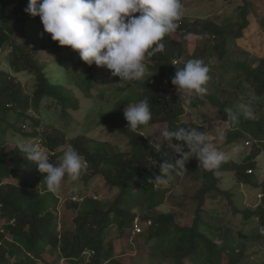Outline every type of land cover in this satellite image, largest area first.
<instances>
[{"label": "trees", "instance_id": "1", "mask_svg": "<svg viewBox=\"0 0 264 264\" xmlns=\"http://www.w3.org/2000/svg\"><path fill=\"white\" fill-rule=\"evenodd\" d=\"M233 1L227 0L228 3ZM28 2L0 0V53L7 46L11 48L7 59L0 63V121L13 132L17 130L24 136L42 135V147L52 153L50 163L67 146L75 148L85 158L88 167L80 180L71 181L72 186L83 180L88 181L90 175L100 174L107 186L117 189V193L105 206L93 196H82L75 188V200H71L66 207L77 211L74 217L77 228L72 231L63 224L61 229H64L58 231V221L53 211L58 197L49 192L43 182L47 174L40 173L31 162H27L18 148L7 151L5 139L0 137V223L4 218L8 220L0 224V264H44L48 261L45 253L58 247L59 256L72 264L85 261L87 252H92L89 264H102L114 255V242L105 240L112 225H116L121 236L124 235L127 228H133V220L137 216L134 208L139 206L147 210L141 219L137 217L143 229L146 222L151 224L149 237L147 233L142 236L147 241L157 238L153 252L164 259L171 258L170 264H187L188 260L192 264H224L223 260L227 264H244L246 259H251L250 264H254L256 259L252 256L264 254L263 247L255 245L258 248H248L247 238L241 237L239 231H233L234 226L229 225L226 218L221 220L223 225L214 227L210 223L211 213L204 208V204L207 195L212 193L231 198V192L222 186L225 184L222 175L228 171L233 172L239 184L258 188L261 195L264 194V180L259 182L261 169L258 161L264 153V116L261 108L255 110L259 114L255 115L254 120L242 118L236 128L225 124L227 117L224 111L228 107L235 109L241 103L254 106L241 99L243 96L250 97V94L258 100L260 107H264V51L259 42L260 37H253L251 32L255 26L262 28L258 30L260 33L264 32V0H242L239 19L226 18L220 21L211 14L189 20L183 15L178 29L164 38V51L146 60L147 74L143 81H123L124 85H119L111 92L106 85L108 77L102 78L105 85L102 91L108 95L110 103L119 94H122L121 105L124 101L133 104L148 99L152 111L149 127L165 126L170 130L197 128L205 132L219 150H234L238 147L241 154L245 151L247 138H252L251 151L240 161L228 158L219 169L208 171L199 167L198 160L193 157L185 165L186 173H173L169 182L182 179L189 185L188 190L193 191L190 201L195 220L191 226L179 224L173 212L156 211L165 192L163 184L154 178L160 174L158 164L167 159L168 154L164 146L157 147L144 134L148 126L133 132L127 128V121L126 124H119L121 114L112 108L103 124L123 133L128 143L127 149L116 148V151H112L103 141L93 142L94 139L86 134L73 136L55 123H45L43 110H47L48 106L45 100L58 102L60 115L67 122L71 119L70 110L78 111L80 104L75 97V87L54 83L45 71L46 64H42L38 58V50L45 48L42 39L46 40V37L41 35L39 38L42 39H39L28 35V24L40 19L25 12ZM191 34L202 39L192 53L187 49ZM76 58L78 66L73 69L75 77L72 84L84 94L92 96L94 83L100 73L98 70L105 69L107 75L111 72L94 63L88 65L80 59L78 52ZM184 58L186 61L198 58L210 66L206 95L196 97L191 102H187L171 83L176 68L185 63ZM22 72L34 75L36 82L33 90L28 88V83L18 78ZM205 98L216 108L213 123L218 122L220 125L214 131H209V127L198 121L181 122L186 104L200 108L205 104ZM16 121L30 124L29 131L19 127ZM43 124H52V128L41 131ZM64 126H68V123ZM219 134L224 137L222 141L218 140ZM173 143L178 141L173 140ZM240 145H244L241 150ZM217 173L222 175L217 176ZM8 178L17 179L18 183L8 182ZM81 196L84 197L82 201ZM186 203L185 199L180 200V204ZM252 214L260 220L257 233L259 240L264 237L260 232V228L264 227V203H260L255 211L245 209L243 224L248 222ZM48 244L50 249H47ZM260 262L264 264L263 260Z\"/></svg>", "mask_w": 264, "mask_h": 264}, {"label": "rangeland", "instance_id": "2", "mask_svg": "<svg viewBox=\"0 0 264 264\" xmlns=\"http://www.w3.org/2000/svg\"><path fill=\"white\" fill-rule=\"evenodd\" d=\"M184 5V15L187 16V19L193 20L198 17H207L213 14L214 19H218L220 21L226 18H234L239 19L241 17L239 11V7L242 5V0H234L231 3H228L227 0H182ZM215 11H217L215 13ZM227 20V19H226ZM27 33L28 35H33L34 37L39 38L41 35L46 37L42 39V42L45 44V48L42 47L38 50V58L41 60L42 64H46L45 71L51 80L57 84V82H61L62 84H67L74 88L75 97L78 99L80 108L78 111H71V119L70 122H67L66 119L62 118L60 104L52 99L45 100V104L48 105L47 110H43V116L45 123L51 122L52 124L55 123L58 127L64 128L68 133L73 136L86 134L93 138V142L95 140L103 141L112 151L116 148L127 149V138L126 136L113 129L107 124L104 123L105 116L112 111L113 109H117L121 116L118 119L119 124H126V119L124 117V109L127 106L128 101H124L121 105L120 101L122 98V94H119L116 97H113L112 102H108V95L104 93L103 87L105 85L102 82L103 77H108V84L107 87L111 89V92L115 91L119 85H124L123 81H120V78L114 77L111 74L107 75L106 70L101 68L102 70H98L100 73L97 76V79L94 83L92 89V96L88 94H84L72 84V79L75 77V69L78 66V62L76 61V52L73 51L70 47L67 46H60L57 41H53L51 39V35L44 32L43 25L40 19L32 21L27 26ZM254 30L251 32L254 34L253 37L259 36L261 41L260 45L264 51V32L260 33L258 30H262V28L255 26L253 27ZM188 51L190 53L194 52L196 46H198L199 41L202 39H198V36L195 34L189 35L188 38ZM41 41V40H40ZM22 42V41H21ZM11 48L9 46L5 47L2 52L0 53V63L6 60V55L10 52ZM186 61V59L184 58ZM97 71V70H96ZM79 72V71H78ZM22 72L18 74V78L28 83V88L33 90V85L35 84L36 80L34 75L30 73ZM98 73V72H97ZM147 74V73H146ZM125 82V81H124ZM226 88V87H224ZM229 88V87H228ZM226 88V89H228ZM102 91V92H101ZM117 92V91H116ZM99 93V94H97ZM187 102H191L192 99L196 97H188L183 96ZM243 102H248L254 106H251L255 115L259 114V111H255L256 109L261 108V112L264 116V107H260L258 104V100H255L253 96L247 97L243 96ZM247 97V98H245ZM206 102L205 104L198 108V107H191L186 104V110L184 115L181 116V122L186 123L190 121H198L200 124H204V126L209 127V131L217 130L218 125L220 123H213V117L216 112L215 106L208 101L206 98L204 99ZM260 112V113H261ZM11 122L14 121L13 118H8ZM68 123V126H64ZM16 124L19 127H22L23 130L29 131L31 125L22 122L16 121ZM52 124H43L41 126V131L46 130L49 131L48 128H52ZM167 129L165 126H148L144 130V134L149 137L152 142V138H154L157 133L162 130ZM13 132L10 127H5V123H1L0 121V137L5 139L4 146L6 147L7 151H12L17 148V141H32L33 143H38L42 146L44 137L42 135L39 136H24L19 131L15 130ZM247 141H249L247 143ZM179 143V142H178ZM253 140L252 138H247L245 141V151L241 154V151H238V147L234 150L222 149L220 151L224 152L228 158H233L236 161H240L244 155H247L251 151ZM155 144L159 147L158 144ZM244 145H240V149L244 147ZM69 147V146H67ZM66 147V148H67ZM62 150V153L53 160V164L56 163L57 159H61L63 152L66 150ZM46 150V149H45ZM116 151V150H115ZM259 161V169H261L259 182L264 180V153L258 158ZM86 175V174H84ZM221 173H217V176H221ZM225 177V184L222 186L227 191L231 192V198L226 195H219V194H208L206 197V202L204 204V208L211 213L210 223L215 226L223 225L221 221L223 218L227 219L229 225L234 226V230L237 233L240 232L241 237H245L248 240L247 247L251 248H258L255 245H261L264 249V237L257 240V233L259 230L260 220L259 218L252 214L251 218L248 220L246 224H243L245 221L243 211L245 209H250L255 211L258 208L260 203H264V194L261 195V190L258 188H251V186H247L246 184H239L236 181V177L233 172H225L223 175ZM8 182H16L18 180L15 178H8ZM84 182V180H83ZM76 184L72 186V182L70 180L65 179L61 192L56 194L58 197V201L52 206L53 211L56 213V221H58V231H62V225L64 224L65 227H69L72 231L74 228H77V224L74 222V217L77 215V211L72 210L71 208L66 207L68 203L72 200H75L76 193L75 188L79 191L82 196H93L102 201V203L107 206L109 200H113L117 189H111L107 186L106 180L100 174L94 176L90 175L88 178L87 184L84 183ZM7 183V182H6ZM222 183V182H221ZM5 184V183H4ZM189 186L186 182H183L182 179L178 180L177 182H168L163 184V191L165 192V196L160 199L159 206L157 207L156 211L158 212H173L176 215V219L182 226L184 225H193L195 220V215L193 213V206L191 204V192L188 190ZM75 192V194H74ZM74 195V196H72ZM81 196V197H82ZM72 198V199H71ZM84 197L80 199L82 201ZM185 199L187 202L186 204H180V200ZM143 206H139L134 208L136 212V217L133 220V224L137 223V217L141 219L142 214L147 213ZM143 212V213H142ZM204 213H207L206 211ZM7 219H3L0 223L1 225L7 222ZM139 227L141 228L140 233H134L132 228H127L124 235H120L117 231L116 225H112L110 232L107 234L105 240L107 242H114L115 250L114 255L110 258L109 262H115V264H170V259H164L160 257L159 254H154L153 252V245L158 242L157 238H152L149 241L146 240V237L142 235L147 233L149 237V229L150 223L146 222L143 226L141 225L140 221H138ZM143 231V232H142ZM239 231V232H238ZM212 235V233H210ZM151 237V236H150ZM50 249V244L47 245V249ZM54 251L48 250L45 253L47 258V262L44 264H72L69 260L62 257L60 254V248H54ZM92 252H87L85 254V261L80 262L79 264H89L90 257ZM256 259L254 264L261 263L260 260L264 261V254L256 257L255 255L252 256ZM260 260H259V259ZM14 260V258L12 259ZM108 260V259H107ZM104 261L102 264H108V261ZM251 259H246L244 264H250ZM40 263V262H39ZM224 264L226 260H223ZM42 264V263H40ZM187 264H192L191 261L188 260Z\"/></svg>", "mask_w": 264, "mask_h": 264}, {"label": "clouds", "instance_id": "3", "mask_svg": "<svg viewBox=\"0 0 264 264\" xmlns=\"http://www.w3.org/2000/svg\"><path fill=\"white\" fill-rule=\"evenodd\" d=\"M25 12L38 16L44 32L50 34L53 41L78 52L88 65L106 67L120 81L131 82L145 79L146 60L164 51V38L180 26L184 5L182 0H29ZM137 13L139 15H135ZM209 72L210 66L203 60L191 58L176 68L171 83L182 96L203 97L207 93ZM224 111L225 124L231 128L238 127L242 118H256L252 107L244 103ZM123 114L127 128L133 132L148 126L152 120L147 98L127 104ZM223 139L219 134L218 140ZM152 143L164 146L168 154V158L158 164L160 174L154 178L161 184L171 181L173 173H186L185 165L193 157L199 167L208 171L219 169L228 159L208 135L197 128L162 129L152 138ZM17 148L27 162L47 174L43 182L52 194L61 192L65 179L80 180L88 167L85 158L71 146L55 164L49 162L52 153L38 143L18 140ZM132 230L136 234L141 232L136 231V222ZM260 232L264 234V227Z\"/></svg>", "mask_w": 264, "mask_h": 264}, {"label": "built area", "instance_id": "4", "mask_svg": "<svg viewBox=\"0 0 264 264\" xmlns=\"http://www.w3.org/2000/svg\"><path fill=\"white\" fill-rule=\"evenodd\" d=\"M136 231H141V228L139 227L138 223H136Z\"/></svg>", "mask_w": 264, "mask_h": 264}]
</instances>
